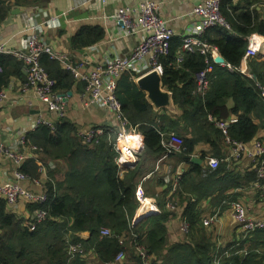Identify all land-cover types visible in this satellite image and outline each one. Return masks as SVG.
Masks as SVG:
<instances>
[{"label": "trees", "instance_id": "trees-1", "mask_svg": "<svg viewBox=\"0 0 264 264\" xmlns=\"http://www.w3.org/2000/svg\"><path fill=\"white\" fill-rule=\"evenodd\" d=\"M31 1L0 0V23L12 4L44 6L49 0ZM261 5L264 7V0L221 1L220 10L230 22L231 31L216 27L213 29L220 35L205 37L217 46L225 64L233 69L208 57L212 70L207 73L208 86L203 95L196 94L195 87L198 73L207 67L206 56L183 50L182 38L171 37L169 53L159 61L163 66L162 85L172 93L179 115L165 109L155 112L133 78L127 73L120 76L116 96L121 111L142 138V149L136 153L138 160L131 168L123 171L122 165L117 163L118 153L113 148L109 127L100 126L103 132L91 142H84L78 136L77 126L55 113L53 127L39 124L27 132L26 146L37 149L31 151L32 155L27 156L20 170L31 180H37L41 174L38 161L43 164L51 160L63 162L64 171L62 177L56 179L58 171L47 168L46 201L26 205L30 214L35 209H44L47 213L33 229L29 224L32 219L13 213L0 197V264H94L96 261L98 264H264V227L239 233L229 245L228 253L224 254L223 249L213 253L216 244L201 226L198 212L200 198L215 194L223 202L229 190L258 181L264 183L257 173L261 157H255L256 166L244 173L221 161L224 146L247 144L264 130V60L253 57L248 61L247 73L256 80L237 69L246 50L247 36L252 33L264 36V11L257 9ZM104 34L101 27L83 26L72 37L71 47L79 50L90 46L102 40ZM40 63L55 79L56 92L71 90L75 80L58 60L43 53ZM13 77L24 82L22 62L12 53H0V90L5 89ZM228 100H232V106L227 105ZM230 115H234L235 120L228 123L224 133L217 122L229 120ZM179 130L190 137H183L178 154L168 153L162 145L161 133ZM198 141L210 146L209 152L201 151L203 159L211 155L220 162L214 169L191 168L184 173L185 178L182 175V182L191 184L193 191L208 183L209 188L191 199L182 193L181 180L171 194L167 193L168 189H160L166 184L164 178L157 180L155 186L159 191L144 193L154 198L159 211L132 224L139 207L136 186L149 172L146 161L177 154V163L187 162ZM259 141L264 142V135ZM170 201L177 202L179 207L185 203L182 219L187 230L184 237L177 240H170L168 234L167 225L176 214L175 209L167 207ZM222 205V208L226 206ZM101 226L109 227L111 236L100 237ZM82 231L90 232L87 239L76 234ZM77 242L87 251L84 258L69 254V243ZM138 247L145 251L148 260H143ZM120 252L123 257L115 263ZM93 260L96 261L91 262Z\"/></svg>", "mask_w": 264, "mask_h": 264}, {"label": "crops", "instance_id": "crops-1", "mask_svg": "<svg viewBox=\"0 0 264 264\" xmlns=\"http://www.w3.org/2000/svg\"><path fill=\"white\" fill-rule=\"evenodd\" d=\"M198 1L199 0H157L158 6L156 11L157 14L168 23L169 27L174 30V35L182 37L185 34L188 25L194 21L192 10L194 4ZM31 2L36 3L38 0H32ZM136 2L137 0H49L44 6L33 4L26 7L12 4L9 8L8 15L0 23V45H4L5 48L10 50H15L21 46L22 40L25 36L24 29L27 25L25 18L29 13H38L39 17L43 20H51V17H54L50 22L51 24L54 23V25L44 27L45 32L43 33V39L53 50L65 55L71 62L77 64L80 67L81 72L88 73L92 70L94 65L104 62L106 57L115 53L127 54L139 43V35L125 36L120 22L114 19V14L119 7L124 5H134ZM15 7H24L25 11L19 15H15L11 13L12 9ZM258 8L264 11L262 5L257 7V9ZM262 15L264 14L262 13ZM83 26L101 27L104 29L105 34L103 39L99 42L76 50L71 47V40ZM207 35L218 36L220 33L216 29H209L206 31L205 36ZM259 36L264 38L262 35ZM262 55L263 53H260L256 58L264 60ZM61 65L64 68L63 64ZM5 89L6 98L4 101L0 102V143L15 145L21 135H25L33 129L32 123L40 115L51 120L57 118L55 113L46 109L45 104L38 99L32 90H23L22 79H18L17 77L11 78ZM69 91L71 94L66 95L63 117L74 123L77 126L78 131L86 130L90 126H106L109 127L108 129L112 131L113 135L116 133L119 128V123L115 118V114L107 108L89 103L87 100L89 93L86 92L84 82L75 81V84L72 85V88ZM232 104V100H228L227 105L232 106ZM169 113L172 115H179L180 111L175 106L174 111H169ZM233 117L235 116L230 115L229 118ZM260 131L262 132L256 136L257 140L263 139L264 130ZM171 132L176 133L182 139L183 137H190V135L186 134L184 130ZM168 133H161L162 142L167 141ZM19 148L26 154V156L32 155V150L29 146H20ZM255 150V144L249 142L245 144V149L242 151L238 160H235L232 147L224 146L222 151L225 160L223 161L228 162V166L231 165L236 171L244 173L246 170L253 169L256 165L254 157ZM201 151L209 152V144L204 141H198L195 145V151L193 154L202 158ZM177 154L158 159L150 158L146 161L150 173L148 172L139 182L144 191L147 190L150 193L154 190L156 192L159 191V188L155 186V182L162 178H164L166 184L160 189H168L167 193L169 192V194L174 193L177 189L178 182L181 180L180 189L182 193L191 199H195L198 197L197 195L201 194L202 190H207L209 188L210 184L208 183L206 186L193 191V186L191 184L182 182L183 177H186L184 173H187L191 168L197 166L211 168L207 164L206 159L202 158V164L190 163L189 165H186L185 162L177 163ZM38 164L39 170L41 171L39 179L20 181V184L31 191L45 194V182L48 178L46 174L47 168L56 169L58 172L55 174V178L60 179L64 171V163L48 160L43 164L38 161ZM130 166L122 165V170L124 171V169L131 168ZM16 168L17 165L13 163V161L0 153V182L13 179ZM177 174H181L180 179H176ZM168 182L170 183V186ZM145 198L146 201L142 207L140 208L139 205L136 210L135 217L140 215V213L145 211L148 207H152V210H154L152 213L159 211L152 196H145ZM226 198L222 202L219 200L222 199L221 197H217L215 194H210L205 198H200L198 204L201 226L206 230L210 239L216 244L213 253L222 249L224 254L228 253L229 245L234 237L238 236L240 231V225L234 218L232 210L229 208L228 200H239L244 207L246 219L254 222L259 221L264 227V194L256 188L255 184H249L243 188L229 190L227 191ZM3 200L6 202L8 209L13 213L25 219L30 218L35 222L33 216L35 211L39 209H35L33 213L30 214L27 211L26 205L39 202H24L20 200L16 205L11 206L5 199ZM223 203H225L226 206L222 208V206H224L222 205ZM168 205H173L176 210L175 216L167 225L169 239L177 240L183 238L184 233L186 232L182 226V212L185 203L182 207H179L177 202L170 201L168 202L167 207ZM214 211H218L219 216L217 220L209 226H204L202 220ZM32 221H30L29 224H31ZM37 223L39 222H36L35 225ZM263 227L259 229H262ZM76 234L83 239H87L90 232L82 231L77 232ZM69 244L73 245L75 243ZM86 254L87 251L83 248L82 252H74L70 256L73 257L74 255H80L84 258Z\"/></svg>", "mask_w": 264, "mask_h": 264}, {"label": "built area", "instance_id": "built-area-1", "mask_svg": "<svg viewBox=\"0 0 264 264\" xmlns=\"http://www.w3.org/2000/svg\"><path fill=\"white\" fill-rule=\"evenodd\" d=\"M221 1L199 0L196 2L192 10L194 21L188 25L185 34L181 37V47L183 50L189 53L199 52L206 56L205 61L207 62V67L199 72L196 77V94L203 95L205 93L208 86L207 73L212 70V65L209 64L208 57L214 62V57L218 54L217 46L209 43L205 37L206 31L216 27L231 31L230 22L220 10ZM157 6V0H137L134 5L119 7L114 14V18L122 25L123 34L125 36L139 35L140 41L129 53H115L108 56L104 62L94 65L88 73L81 72L77 64L71 62L65 55L53 50L45 42L43 39L44 27L54 25V23H50L54 17H51V20H43L39 17L38 13H29L26 16L25 21L27 25L24 29L25 36L21 46L15 50H10L5 48L4 45H0V53H12L22 62L23 73L25 74L23 90H32L38 99L45 104L46 109L52 113H56L58 116L63 115L66 97L61 96V93L54 90L55 79L51 78L41 65V54L46 53L51 58L58 60L63 64L64 69L72 74L76 81L84 82L86 92L89 93L87 98L89 103L107 108L115 114L119 128L114 135L109 129V136H113L114 140L112 145L114 150L119 154L117 163L122 165L123 160L137 158L135 155L141 146V137L136 131V128L129 124L121 111V103L116 96L119 77L123 73H128L131 77L135 78L150 71H156L162 76L163 66L159 59L161 56L169 53L170 39L174 36V30L157 14ZM258 38L261 37L255 33L247 36L246 50L237 68L241 73H247V62L259 53H263L262 56L264 59V41L259 42ZM225 65L228 69H233L228 64ZM5 90H0V102L6 98ZM233 121L234 118L228 121H219L217 125L226 133L228 123ZM39 124H46L53 127V120L40 115L32 123V128H36ZM102 132L103 129L90 126L86 130H79L78 136L84 142H91L96 135ZM130 138L131 142L129 141ZM26 142L25 135H21L15 145L0 143V153L17 165L13 179L0 182V197L5 199L11 206L16 205L20 200L41 203L47 199L44 193L31 191L20 184V181L30 180L29 176L20 170V166L27 156L19 147L25 146ZM182 144L183 140L181 137L174 133H170L165 142L168 152L179 150ZM29 147L31 150L36 149L35 146ZM244 149L243 144H236V147L232 149L233 156L238 158ZM255 149L254 157H261L259 165L257 166L258 177L259 179H264L263 142L256 141ZM219 162L218 158H208V163L213 169L217 167ZM255 186L256 188H260L264 194V186L260 185L259 181L255 183ZM135 195L142 207L145 202V197L140 183L136 186ZM228 204L234 218L240 225L239 233H248L254 229L263 227V224L259 221L254 222L246 219L244 207L239 200H228ZM168 207L175 209L173 205H168ZM46 215L45 210H36L33 216L35 222H31V228H34L35 223L42 221ZM218 216V211H214L202 220V224L209 226L217 220ZM182 226L186 231L187 224L184 220ZM111 234L109 228H100V237H108ZM82 250V243L69 244L70 255L74 252H82ZM138 250L141 251L143 260H148V255L145 251L141 247H138ZM122 257L123 253H118L114 262H120Z\"/></svg>", "mask_w": 264, "mask_h": 264}, {"label": "water", "instance_id": "water-1", "mask_svg": "<svg viewBox=\"0 0 264 264\" xmlns=\"http://www.w3.org/2000/svg\"><path fill=\"white\" fill-rule=\"evenodd\" d=\"M24 11V7H15L14 9H12L11 13L19 15ZM214 62L218 64H224L225 60L220 54H217V56L214 57ZM251 77L256 80V77L254 75H251ZM135 84L138 89L144 93L147 103L152 107L155 112H158L162 109H165L168 112L174 111L175 104L173 101L172 93L163 87L162 77L156 71H150L148 73H145L144 75L139 76L135 80ZM67 94L69 95L71 94V92L68 91L67 93H62L61 96L66 97ZM256 140L257 137L252 139L250 142L256 143ZM141 149L142 145L137 151H140ZM137 160L138 157L135 159H126L122 161V165H135ZM190 163L202 164L203 160L199 156L193 154L188 159V161L185 162L186 165H189ZM152 211H154L152 210V207H148L147 209H145V211L141 212L140 215L134 217L132 224H135L139 219L148 216L150 213H152ZM94 264H98V262L96 261Z\"/></svg>", "mask_w": 264, "mask_h": 264}, {"label": "clouds", "instance_id": "clouds-1", "mask_svg": "<svg viewBox=\"0 0 264 264\" xmlns=\"http://www.w3.org/2000/svg\"><path fill=\"white\" fill-rule=\"evenodd\" d=\"M115 19V18H114ZM116 20V19H115ZM121 25V24H120ZM121 28H122V25H121ZM255 34H257V33H255ZM259 35V34H258ZM264 39V38H263ZM219 54V53H218ZM260 54V53H259ZM258 54V55H259ZM257 55V56H258ZM256 56V57H257ZM252 59V58H251ZM218 64V63H217ZM247 64H248V62H247ZM222 65H225V63L224 64H222ZM148 73V72H147ZM128 74V73H127ZM145 74V73H144ZM144 74H142V75H144ZM246 74H248V73H246ZM130 75V74H129ZM248 75H250V74H248ZM131 76V75H130ZM141 76V75H140ZM139 77V76H138ZM138 77H135V78H133V80L135 81ZM75 80V79H74ZM76 81V80H75ZM78 82V81H77ZM68 92V91H67ZM67 92H64V93H67ZM62 94V93H61ZM234 118V120H235V117H233ZM230 119H232V118H230ZM223 121H228V120H223ZM33 130V129H32ZM171 133H174V132H171ZM169 134L170 133H168V136H169ZM174 134H176V133H174ZM177 135V134H176ZM179 136V135H178ZM180 137V136H179ZM182 139V138H181ZM183 140V139H182ZM256 141H259V140H256ZM255 144V143H254ZM141 145H142V138H141ZM162 145L165 147V149L167 150V147H166V145H165V142H162ZM244 145V147H245V144H243ZM25 146H26V144H25ZM182 147V146H181ZM236 147V145L234 146V147H232V149L233 148H235ZM116 151V150H115ZM181 151V148L179 149V150H175V151H170V152H180ZM117 152V151H116ZM138 152V151H137ZM136 152V153H137ZM167 152H168V150H167ZM170 152H168V153H170ZM242 153V152H241ZM241 153H240V155H241ZM118 156H119V154H118ZM136 156V155H135ZM166 155H163L162 157H165ZM209 157H214V156H208V157H206V162H207V164L210 166V164L208 163V158ZM234 157V159L236 160L237 158H235V156H233ZM240 157V156H239ZM238 157V158H239ZM215 158H217V157H215ZM231 158V157H230ZM226 159H229V158H226ZM223 160H225V158L223 159ZM223 160H221V161H223ZM220 161V160H219ZM211 167V166H210ZM212 168V167H211ZM213 169V168H212ZM180 176H181V174H177V178L176 179H180ZM145 177V176H144ZM31 180V179H30ZM256 183V182H255ZM144 190V189H143ZM262 191V190H261ZM136 196V195H135ZM144 197H145V193H144ZM138 200V199H137ZM145 201H146V198H145ZM138 202H139V205H140V208H141V204H140V201L138 200ZM139 208V209H140ZM96 260H93V261H91V262H95Z\"/></svg>", "mask_w": 264, "mask_h": 264}, {"label": "bare ground", "instance_id": "bare-ground-1", "mask_svg": "<svg viewBox=\"0 0 264 264\" xmlns=\"http://www.w3.org/2000/svg\"><path fill=\"white\" fill-rule=\"evenodd\" d=\"M261 40V41H260ZM258 41L259 42H262V41H264V39H262V38H258ZM63 113H64V111H63ZM129 141L131 142V138L129 139ZM141 211V210H140Z\"/></svg>", "mask_w": 264, "mask_h": 264}, {"label": "rangeland", "instance_id": "rangeland-1", "mask_svg": "<svg viewBox=\"0 0 264 264\" xmlns=\"http://www.w3.org/2000/svg\"><path fill=\"white\" fill-rule=\"evenodd\" d=\"M263 144H264V142H263ZM260 185H262V186H264V183H260ZM135 217V216H134ZM133 220H134V218H133ZM133 222V221H132Z\"/></svg>", "mask_w": 264, "mask_h": 264}]
</instances>
